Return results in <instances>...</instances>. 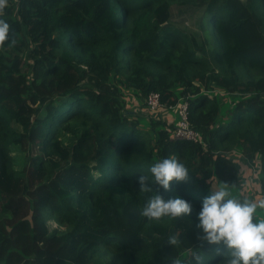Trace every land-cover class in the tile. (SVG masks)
<instances>
[{
  "label": "trees",
  "instance_id": "1",
  "mask_svg": "<svg viewBox=\"0 0 264 264\" xmlns=\"http://www.w3.org/2000/svg\"><path fill=\"white\" fill-rule=\"evenodd\" d=\"M174 4L202 8L199 33ZM0 18V264H224L197 213L212 178L238 185L236 147L259 158L264 195V0H7ZM124 88L185 99L202 141L165 120L144 131ZM170 155L189 176L156 190L191 212L149 220L138 177Z\"/></svg>",
  "mask_w": 264,
  "mask_h": 264
},
{
  "label": "clouds",
  "instance_id": "2",
  "mask_svg": "<svg viewBox=\"0 0 264 264\" xmlns=\"http://www.w3.org/2000/svg\"><path fill=\"white\" fill-rule=\"evenodd\" d=\"M6 6L7 0H0V11ZM9 31L8 21L0 18V41L9 39ZM189 172V167L172 155L152 163L146 173L141 172L140 188L151 195L139 209V215L151 220L189 214L188 201L179 196L166 200L156 190V185L168 189L173 180H186ZM260 208H264V200L257 203L239 198L227 183L221 182L202 201L197 213V227L202 235L198 236L209 244L220 246L216 253L224 257V264H264V216L258 213ZM168 243L175 245L177 237L169 235ZM191 255L196 264H204V255L196 251ZM171 264H185V260L177 257Z\"/></svg>",
  "mask_w": 264,
  "mask_h": 264
},
{
  "label": "rangeland",
  "instance_id": "3",
  "mask_svg": "<svg viewBox=\"0 0 264 264\" xmlns=\"http://www.w3.org/2000/svg\"><path fill=\"white\" fill-rule=\"evenodd\" d=\"M171 12V20L180 29L188 33H199L201 31L200 18L202 16L203 10L200 6L174 4L172 6ZM123 91L125 109L133 111L136 116L138 115V117L141 118L140 127H142L144 131H151L152 123H155L158 120H165L167 123L173 124L175 126L178 124L179 114L177 109L164 107L158 112L153 113L150 112L146 107V98L141 95V93L129 88H124ZM218 98L223 103L221 118L224 120L225 118L229 117L230 109L232 108V100L234 98L233 95H229L228 93L225 95H219ZM0 108L3 110L4 106L0 104ZM231 154L240 170L238 185L232 186L227 183L232 189L233 194L236 196L240 195L257 203H259L260 200H264V195L261 192L259 180V158L251 159L252 161L249 163L244 159L241 149L237 147L232 151ZM209 182L211 189L214 190L222 181L214 177ZM258 213L261 216H264V208L258 209ZM51 221L54 222L53 220Z\"/></svg>",
  "mask_w": 264,
  "mask_h": 264
},
{
  "label": "built area",
  "instance_id": "4",
  "mask_svg": "<svg viewBox=\"0 0 264 264\" xmlns=\"http://www.w3.org/2000/svg\"><path fill=\"white\" fill-rule=\"evenodd\" d=\"M204 91L206 92L207 90ZM218 92H221L218 88L208 91L210 96H214ZM145 103L148 110L153 113L166 107L163 104L161 94L158 91L150 92L145 100ZM170 108L177 109L179 114L178 124L171 130V136L173 138L187 139L195 142L202 141L200 133L191 126L189 121L187 101L182 98L175 106H171Z\"/></svg>",
  "mask_w": 264,
  "mask_h": 264
}]
</instances>
